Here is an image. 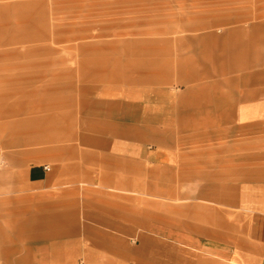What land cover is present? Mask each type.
Segmentation results:
<instances>
[{"label": "crops", "instance_id": "obj_1", "mask_svg": "<svg viewBox=\"0 0 264 264\" xmlns=\"http://www.w3.org/2000/svg\"><path fill=\"white\" fill-rule=\"evenodd\" d=\"M232 34L207 66L235 73ZM145 79L160 84L85 98L65 143L45 146L43 121L6 134L19 149L0 155V264H264V70L185 91Z\"/></svg>", "mask_w": 264, "mask_h": 264}, {"label": "rangeland", "instance_id": "obj_2", "mask_svg": "<svg viewBox=\"0 0 264 264\" xmlns=\"http://www.w3.org/2000/svg\"><path fill=\"white\" fill-rule=\"evenodd\" d=\"M212 18L227 24L191 30ZM229 33L246 47L232 74L225 61L207 66L226 58ZM203 37L215 39L199 45ZM259 69L264 0H0V155L19 149L4 146L6 134L18 140L22 129L42 121L45 146L67 142L85 98L160 84L145 79L150 73L166 76V90L185 91L214 76L238 82ZM200 70L203 77H197ZM259 131L252 133L253 172L264 167Z\"/></svg>", "mask_w": 264, "mask_h": 264}]
</instances>
